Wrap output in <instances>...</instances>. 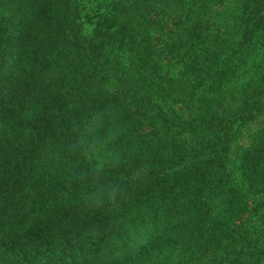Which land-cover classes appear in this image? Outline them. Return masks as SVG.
I'll list each match as a JSON object with an SVG mask.
<instances>
[{"label":"trees","instance_id":"trees-1","mask_svg":"<svg viewBox=\"0 0 264 264\" xmlns=\"http://www.w3.org/2000/svg\"><path fill=\"white\" fill-rule=\"evenodd\" d=\"M176 1L53 0L59 43L0 19V264H113L139 223L153 238L136 235L129 264H264V95L220 116L162 82Z\"/></svg>","mask_w":264,"mask_h":264},{"label":"rangeland","instance_id":"rangeland-1","mask_svg":"<svg viewBox=\"0 0 264 264\" xmlns=\"http://www.w3.org/2000/svg\"><path fill=\"white\" fill-rule=\"evenodd\" d=\"M176 4V45L169 57H175L177 64L174 69L163 71L165 79L162 82L175 86L180 94L193 86L198 91L199 99L207 106V113L220 116L237 113V107L246 100L250 101V96H263L264 27L255 23L254 19L251 20L255 24L253 31L246 32V27L251 13L264 5V0H177ZM58 5L53 0H3V3L0 1V7L5 9H0V19L7 28H13L19 41L51 39L53 43H59L64 35V16L58 12ZM261 15H264V11ZM262 103L264 105V101ZM255 120L263 125L264 115L258 116L257 113ZM87 123L89 130L90 126L95 127L94 123ZM97 128L91 130L90 134L89 130L83 132L84 146L91 145L95 138L102 135V131L98 132L101 128ZM255 145L259 163L257 167L264 170V131ZM105 148L101 147L99 151L101 166L105 157L109 160L111 157L106 154ZM87 185L93 186L91 183ZM36 186L39 187L40 183ZM256 203L254 211L258 212ZM259 206L262 207L261 204ZM65 222L71 231L70 222ZM243 222L249 224L250 221L244 218ZM151 233L152 230L142 227L140 223L136 224L121 242L128 251L115 254L112 263H131L139 251L130 250L131 241L140 234L146 235L148 240L152 239Z\"/></svg>","mask_w":264,"mask_h":264}]
</instances>
